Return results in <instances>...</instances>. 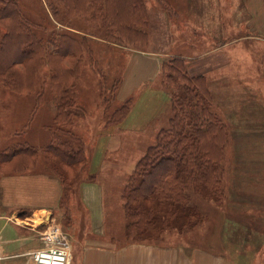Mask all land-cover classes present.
<instances>
[{
	"label": "rangeland",
	"instance_id": "1",
	"mask_svg": "<svg viewBox=\"0 0 264 264\" xmlns=\"http://www.w3.org/2000/svg\"><path fill=\"white\" fill-rule=\"evenodd\" d=\"M115 1L117 8L123 10L125 2ZM17 2L22 15L38 24L35 28L37 35L34 33L36 37L44 38L58 28L86 47L78 48L75 53L80 58L74 96L75 103L83 113L78 112L71 117V130L76 135L72 139L75 142L72 147H80L83 151V154H78V158L81 157L79 162H71L70 166L61 162L55 173L45 164L47 151L43 148L52 137L50 128L54 125L55 106L52 100L44 103L41 100L34 108L33 98L41 89L38 80L49 75L47 66L39 71V75L35 69L36 63L31 67L25 66L24 62L11 67L17 72V81L22 90L30 81L35 82L27 95L18 96L7 86L0 87V145L4 138H10V131L23 130L24 134L18 137L20 142L39 144L34 146L39 149L37 163L30 165L31 170L27 171L56 179V173L60 172L67 176L69 174L68 178H71V191L65 194L61 186L60 195H64L62 204L58 200L46 213H35L32 216L35 223L41 222L38 215L45 213V219L52 218L68 234L72 263L75 248L80 244L101 242L93 239L91 234H84L87 228V222L83 219L86 212H82L85 208L79 199L80 184L92 176L102 191L105 215L102 228L106 237L102 241L117 246L137 242L127 237L124 230L121 189L136 161L155 142L158 130L168 126L171 116L168 95L167 102L161 101L160 112L153 120L142 115V112L147 106H158V94H153L154 97L139 95L143 94V89L149 83H155L151 87L166 92L160 79L162 64L180 57L187 77H202L210 98V111L227 126V137L222 144L223 170L218 179L223 194L219 201L194 198L202 215L200 223L185 230H166L156 239L148 241L152 244H180L186 250L203 247L212 253L222 252L224 255L233 252V258H247L251 262L252 257L244 255V248L246 243H249L250 250L260 245V239L251 234V230L261 225L250 219L264 216V96L258 94L259 89H251V85L261 79L257 78V74L254 76L257 65L249 62L251 39L246 38L244 29L229 34V27H188L192 17L194 22L196 20V9L186 11L182 17L183 0H143L146 11L142 18L143 25L132 27L130 32H120L117 36L114 29L99 27L96 18L83 21L69 16V23L61 24L58 21L64 16L61 13L55 17L50 14L45 0ZM217 18L221 20L217 24H222L221 16L217 14ZM2 34L0 27V38ZM13 47L11 41H6L3 55ZM260 52H264V49ZM204 71L213 73L206 76ZM136 72L144 77V81L137 79L139 74H133ZM149 77L153 79L148 83L146 79ZM129 83L134 85L131 87ZM46 97L51 98L50 94ZM138 98H141V108L125 120ZM89 111L93 115L91 122H80L79 117L85 113L88 115ZM144 123L148 124L136 127ZM151 124L157 127H150ZM132 129L141 131L134 134ZM27 165L15 162L10 169L21 172ZM28 215L29 211L26 210L19 212L17 218ZM15 218L13 216L12 219ZM247 221L252 226L248 241L244 225ZM29 232L32 233L31 230ZM33 234L37 235L34 231Z\"/></svg>",
	"mask_w": 264,
	"mask_h": 264
},
{
	"label": "trees",
	"instance_id": "2",
	"mask_svg": "<svg viewBox=\"0 0 264 264\" xmlns=\"http://www.w3.org/2000/svg\"><path fill=\"white\" fill-rule=\"evenodd\" d=\"M123 1L124 9H120L123 12L117 8L115 0H45V3L54 17L59 13L64 16L58 21L61 24H68L69 16L83 21L96 18L99 27H110L119 36L120 32H130L132 27L143 25L142 18L146 14L143 0ZM0 4V27L3 30L0 87L7 86L18 96L29 93L35 82L30 81L22 90L17 72L11 70L16 64L24 62L25 66L31 67L36 63L38 75L45 66L51 71L46 78L38 80L41 89L34 95L33 106L41 100L43 103L52 100L55 106L54 125L50 128L52 137L43 148L47 151L43 150L45 164L55 173L61 162L70 166L71 162L81 160L79 152L83 154L80 147H72L76 135L71 130V117L83 113L74 96L80 58L75 53L78 48L86 47L58 28L44 38L36 37L34 33L38 24L22 15L17 0H0ZM6 41H11L14 47L3 55ZM162 65L160 79L171 104L169 124L158 130L155 142L136 161L121 192L124 230L127 237L138 243L156 239L166 230H185L195 226L202 221V215L194 198L219 201L223 194L218 179L223 170L222 144L227 137V126L210 111V98L201 76L187 77L180 57ZM48 94L51 98L46 97ZM20 136L21 131L15 132L13 138L18 143L13 141L0 149V167L6 172L15 170L10 169L15 162L28 164L22 171L36 163L39 149L26 141L20 142ZM56 176L63 192L71 191L69 174L58 172ZM92 180L91 176L86 181ZM63 197L60 195V204Z\"/></svg>",
	"mask_w": 264,
	"mask_h": 264
},
{
	"label": "crops",
	"instance_id": "3",
	"mask_svg": "<svg viewBox=\"0 0 264 264\" xmlns=\"http://www.w3.org/2000/svg\"><path fill=\"white\" fill-rule=\"evenodd\" d=\"M181 6L182 17L186 11L191 12L196 9V20L194 22L192 17L191 22L187 24L188 27H229V34L244 29L246 38L251 39L249 62L257 65L254 76L256 77L257 74L259 75L257 78L260 77L261 79L260 82L252 84L251 89H259L258 94L264 96V52H260L262 48L264 49V0H183ZM215 13L221 16L222 24H217L221 20L217 18ZM200 32L203 33L202 30ZM184 56L187 57L188 55ZM211 73L213 72H203L206 76ZM133 74L129 76H133ZM140 76L139 74L137 79H140L141 82L144 81V77ZM152 79V77H149L146 81L149 83ZM152 84L149 83L143 89V94L139 95V97L144 95L154 97L153 94H158L156 99L159 102L158 106H147L143 109L142 115H146L147 118H150L149 120L151 118L153 120L159 114L161 101L162 103L167 102L166 92L151 87ZM129 85L132 87L134 83H129ZM140 99L138 98L137 102L134 101L125 120L131 118L136 110L141 108L139 107ZM79 119L80 122L88 121L87 123H90L93 115L89 111L88 115L85 113ZM147 124L144 123L136 127L141 128ZM42 127L44 129V124H42ZM150 127L157 126L151 124ZM19 131L22 135L24 134L23 130ZM132 131L135 134L141 130L134 131L132 129ZM14 133L15 130L10 131V138L3 139L2 145L6 144L4 146L0 145V149L14 142L18 143L14 141ZM27 170L31 169L21 172H6L0 167V246L3 255L0 264H32L31 257L28 254L29 249H34L39 245L37 235L33 234V231L36 234L37 232L36 220L32 216L41 211H45V213L49 211L52 206L56 205L60 197V180L50 175ZM79 191L80 202L85 208L82 212L88 214L85 213L83 218L87 222L84 234H91L93 239L101 240V242L80 244L75 248V260L73 263L70 260V264H264V216L250 219L251 222L259 223L260 227L254 228L248 221L244 222L246 241L249 239L250 227L253 229L251 234H255L256 238L261 241L260 245L253 250L249 249V243L245 245L244 255L252 257L251 262L247 258L246 260H242L240 257L238 259L233 258V252L224 255L222 252L212 253L203 249V247H193L186 250L180 244L132 242L117 246L102 241L106 237L103 232L104 228H102L105 215L101 187L93 180L90 182L84 181L80 184ZM26 210L29 211L28 216L17 218L19 212ZM45 213L38 216L45 219ZM13 216L16 217L15 220L12 219ZM235 222L242 224L239 220Z\"/></svg>",
	"mask_w": 264,
	"mask_h": 264
},
{
	"label": "built area",
	"instance_id": "4",
	"mask_svg": "<svg viewBox=\"0 0 264 264\" xmlns=\"http://www.w3.org/2000/svg\"><path fill=\"white\" fill-rule=\"evenodd\" d=\"M38 229L39 246L29 255L32 264H69L71 260L70 243L64 231L53 220H45ZM0 247V260L2 259Z\"/></svg>",
	"mask_w": 264,
	"mask_h": 264
},
{
	"label": "bare ground",
	"instance_id": "5",
	"mask_svg": "<svg viewBox=\"0 0 264 264\" xmlns=\"http://www.w3.org/2000/svg\"><path fill=\"white\" fill-rule=\"evenodd\" d=\"M65 233V232H64ZM66 234V233H65ZM67 238H68V235L66 234ZM68 241H69V238H68Z\"/></svg>",
	"mask_w": 264,
	"mask_h": 264
}]
</instances>
